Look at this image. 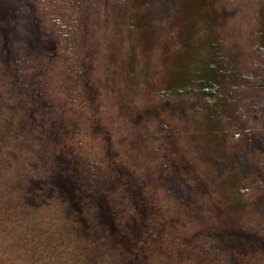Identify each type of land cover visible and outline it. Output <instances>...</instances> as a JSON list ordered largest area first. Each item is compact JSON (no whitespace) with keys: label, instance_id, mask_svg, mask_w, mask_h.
<instances>
[{"label":"trees","instance_id":"1","mask_svg":"<svg viewBox=\"0 0 264 264\" xmlns=\"http://www.w3.org/2000/svg\"><path fill=\"white\" fill-rule=\"evenodd\" d=\"M4 228L28 264H264V0H0Z\"/></svg>","mask_w":264,"mask_h":264},{"label":"rangeland","instance_id":"2","mask_svg":"<svg viewBox=\"0 0 264 264\" xmlns=\"http://www.w3.org/2000/svg\"><path fill=\"white\" fill-rule=\"evenodd\" d=\"M251 3H249L248 8H246L248 10L250 9V11H253L254 9L252 8V6L256 8V5L255 3ZM240 6L242 7V5ZM240 6H234L225 9V15H229L231 19L241 18L244 9H241ZM236 26L237 32L243 33L244 28H241V26L238 25ZM175 27L176 26H174L173 28ZM161 60L162 58L158 59L157 66L161 64ZM0 264H28L27 260L24 257V247H20V245L17 243V238L14 231L9 230V228H4L3 231H1L0 229Z\"/></svg>","mask_w":264,"mask_h":264}]
</instances>
